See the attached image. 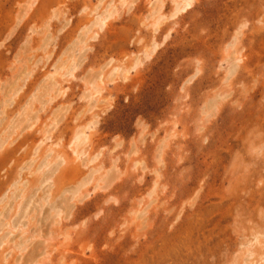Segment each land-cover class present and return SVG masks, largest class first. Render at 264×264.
I'll use <instances>...</instances> for the list:
<instances>
[{
    "label": "rangeland",
    "instance_id": "rangeland-1",
    "mask_svg": "<svg viewBox=\"0 0 264 264\" xmlns=\"http://www.w3.org/2000/svg\"><path fill=\"white\" fill-rule=\"evenodd\" d=\"M180 2L0 0V264H264V0Z\"/></svg>",
    "mask_w": 264,
    "mask_h": 264
},
{
    "label": "bare ground",
    "instance_id": "bare-ground-1",
    "mask_svg": "<svg viewBox=\"0 0 264 264\" xmlns=\"http://www.w3.org/2000/svg\"><path fill=\"white\" fill-rule=\"evenodd\" d=\"M192 2V0H182V3L180 2V3H178V5H177V7L175 8V9H177L178 11H180V10H184L185 8H187V7H190V5L192 4L191 3ZM64 75V74H63ZM93 117V116H92ZM90 120V119H89ZM47 129V128H46ZM46 135V134H45ZM48 135V134H47ZM82 136V135H81ZM78 138V137H77ZM2 140V139H1ZM81 141V140H80ZM83 141H84V139H83ZM38 151V150H37ZM45 152V151H44ZM99 152V151H98ZM100 153V152H99ZM60 154V153H59ZM91 157V156H90ZM80 165V164H79ZM94 169H95V167H94ZM97 169V168H96ZM100 170V169H99ZM87 176V175H86ZM108 179V178H107ZM110 183V182H109ZM13 185V184H12ZM24 194V193H23ZM59 197V196H58ZM45 203V202H44ZM44 203H43V205H44ZM17 205H20V204H17Z\"/></svg>",
    "mask_w": 264,
    "mask_h": 264
},
{
    "label": "trees",
    "instance_id": "trees-1",
    "mask_svg": "<svg viewBox=\"0 0 264 264\" xmlns=\"http://www.w3.org/2000/svg\"><path fill=\"white\" fill-rule=\"evenodd\" d=\"M123 125H124V123H123Z\"/></svg>",
    "mask_w": 264,
    "mask_h": 264
}]
</instances>
